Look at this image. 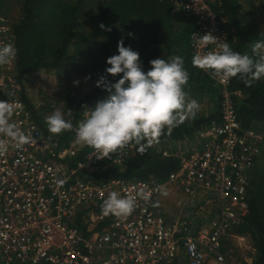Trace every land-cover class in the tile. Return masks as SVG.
Segmentation results:
<instances>
[{"label": "built area", "instance_id": "obj_1", "mask_svg": "<svg viewBox=\"0 0 264 264\" xmlns=\"http://www.w3.org/2000/svg\"><path fill=\"white\" fill-rule=\"evenodd\" d=\"M217 2L173 0L193 23L194 54L195 40L207 32L230 44L224 20L213 7ZM7 43L15 46L14 34L0 23V45ZM16 61L17 56L0 67V99L13 95L19 104L13 119L32 134L33 143L0 155L1 263L231 264L230 248L252 246L236 228L249 212L250 180L264 133L243 126L235 102L242 92L230 89L232 79H215L219 110L196 131L194 147L175 152L179 168L167 179L97 181L90 176L124 165L137 145L110 158H98L89 148L80 160L85 145L75 136L63 145L48 139L22 98ZM112 191H144L148 199L138 198L127 217L105 215L101 206ZM166 191L169 198L179 195L178 213L166 207Z\"/></svg>", "mask_w": 264, "mask_h": 264}, {"label": "trees", "instance_id": "obj_2", "mask_svg": "<svg viewBox=\"0 0 264 264\" xmlns=\"http://www.w3.org/2000/svg\"><path fill=\"white\" fill-rule=\"evenodd\" d=\"M97 6L96 22L83 31L82 18L87 2ZM7 0H0V15ZM19 18L12 25L17 52V79L21 86V95L33 113L39 127L46 137L59 145L68 143L75 135L74 131L62 134H50L44 121L45 115L37 108L33 93L29 92V80L40 71H67L64 67L77 58L87 68L86 74L97 81L107 76L111 83L117 82L122 73L111 75L106 69L111 67L107 60L118 54L121 38L124 45L138 51L143 70L151 68L150 61L179 55L184 58L185 67L190 78L185 91H215L219 86L207 71L193 67L194 55L191 46V34L194 30L192 21L185 15L186 26H175L172 20L173 0H23ZM214 9L223 18V26L229 34L231 47L244 54H252L255 42L264 40V31L249 17V13L240 11V0H218ZM182 16V17H183ZM101 23L105 28L100 27ZM110 28L111 31L107 29ZM131 33L132 35H129ZM82 59H80V58ZM85 59V62H84ZM216 88H215V87ZM231 90H240L242 96L236 95L235 102L240 120L245 127L256 129L259 122L264 123V78L253 81L249 87L239 76L232 78ZM109 95L105 87L97 83L81 100L73 116L74 126L79 122L85 105L92 108ZM221 95L219 94V107ZM218 107V110H219ZM217 110V111H218ZM216 113L194 123L186 120L183 124L160 137L166 140L181 141L194 136L205 123L210 122ZM264 133V132H263ZM88 146L81 150L79 159L83 160ZM169 152L164 155V151ZM180 159L175 151L159 148L155 144L141 154L139 146L131 153L124 165H111L103 172L90 176L97 181L110 177L126 180L157 179L164 181L170 172L179 168ZM249 190V212L236 231L250 236L255 248L251 262L242 264H264V137L257 165L252 173ZM17 264V263H14Z\"/></svg>", "mask_w": 264, "mask_h": 264}, {"label": "clouds", "instance_id": "obj_3", "mask_svg": "<svg viewBox=\"0 0 264 264\" xmlns=\"http://www.w3.org/2000/svg\"><path fill=\"white\" fill-rule=\"evenodd\" d=\"M100 27L105 28L103 23ZM220 39L207 32L195 40L197 51L192 57L193 67L207 71L221 83L239 76L250 87L253 81L264 78V40L255 42L249 55L235 51L227 40L220 42ZM208 45L216 47L200 51ZM17 52L12 43L0 45V67L15 60ZM107 63L111 65L106 69L107 74H123L114 84L107 76L97 81V86L105 87L109 95L92 108L85 105L83 119L75 126L71 108L65 113L54 106L52 113L44 117L50 134L74 131L76 141L94 149L98 158L123 153L133 144L139 146L143 154L146 148L160 142L165 130L170 134L186 120L194 119L200 110L198 101L185 91L190 73L182 56L152 59L151 68L145 72L139 52L126 47L121 38L118 54L110 56ZM7 95L8 100L0 99V155L10 148L19 149L33 143L32 134L13 119L19 104L12 94ZM138 198L147 200L148 193L121 195L112 191L101 206L102 212L127 217L135 211Z\"/></svg>", "mask_w": 264, "mask_h": 264}, {"label": "rangeland", "instance_id": "obj_4", "mask_svg": "<svg viewBox=\"0 0 264 264\" xmlns=\"http://www.w3.org/2000/svg\"><path fill=\"white\" fill-rule=\"evenodd\" d=\"M23 0H7L6 6L2 14L0 15V23L8 24L7 26L12 31V25L19 18L21 14L20 10L22 8ZM76 1V0H70ZM257 1V0H256ZM245 8L243 9L244 13L250 12V5L243 3ZM256 4V2L254 3ZM258 6V4H256ZM85 7H89L84 11V16L82 18V28L83 31L88 32L96 22V11L97 6L93 2H87ZM255 7V5H254ZM252 8L251 16L254 17V22L260 25L262 21V15L255 17V14L258 12L256 8ZM253 13V15H252ZM184 23V20L182 19ZM185 24V23H184ZM261 29V28H260ZM264 30V29H262ZM80 58V57H79ZM83 58V57H82ZM80 58V59H82ZM85 62V59H84ZM67 71H40L33 75L29 80V92L33 93L34 101L36 108L45 116L52 113L54 106L60 108L65 113L68 108L73 110V116L76 109L78 108L79 103L83 100L86 94L92 89V87L97 83V79L88 76L86 72L88 71L85 63L79 62L78 58L72 63L71 61L66 64L64 67ZM78 81V83H76ZM215 87V86H214ZM216 88V87H215ZM188 95L192 99H196L200 104V110L197 112L194 119H188V122L194 123L196 120L207 118L212 113H216L219 107V89L215 91L209 89L208 91L202 92H190L187 91ZM73 116L71 119L73 120ZM261 131L264 132V123L259 122L257 125ZM159 148L173 149L176 151H182L184 149H190L196 145L194 136L187 137L181 141L166 140L161 143V141L155 144ZM174 199H179V195H171ZM174 200V201H176ZM177 213L179 212V204L174 203ZM243 234V233H241ZM247 241L243 242H252L251 238L247 234ZM253 246V243H252ZM244 247L239 248L233 246L230 248V254L232 255V260L234 263L231 264H242L243 262H250L255 255L254 247ZM0 264H2L0 262ZM17 264H28L18 262Z\"/></svg>", "mask_w": 264, "mask_h": 264}, {"label": "crops", "instance_id": "obj_5", "mask_svg": "<svg viewBox=\"0 0 264 264\" xmlns=\"http://www.w3.org/2000/svg\"><path fill=\"white\" fill-rule=\"evenodd\" d=\"M240 2H241V8H240V11L242 12V13H244L243 12V9H245V8H242V7H244V4L243 3H246V4H249L250 5V3H251V5L249 6L250 7V12H249V17H251L252 19L254 18L253 16H251V12H252V9H251V7L253 8L254 7V5H255V7L254 8H256V10L258 11L256 14H255V17L257 18V17H259L260 15H262V23L259 25V27L261 28V30L262 29H264V0H240ZM256 2V4H258V6L256 5V4H254ZM174 4V3H173ZM172 22H173V24L175 25V26H177V25H179V23L181 24V26L182 25H185L186 26V22L187 21H189V20H187L181 13H180V11H177L176 10V8H175V6H174V8H173V11H172ZM252 15H253V13H252ZM183 16V17H182ZM182 19L184 20V23L182 22ZM8 25V24H7ZM264 31V30H263ZM83 118V113H82V115L80 116V118H79V121L81 120ZM75 136V135H74ZM73 136V137H74ZM72 140V139H71ZM70 140V141H71ZM69 141V142H70ZM68 142V143H69ZM170 193L171 192H167L166 191V194H165V205H166V207H168L169 208V210H171V211H175L174 209H175V206H174V204H173V202L174 203H176L174 200H176V199H174L173 197H171V198H169V196H170ZM178 203H179V199H177L176 200ZM2 264H5V263H2Z\"/></svg>", "mask_w": 264, "mask_h": 264}]
</instances>
